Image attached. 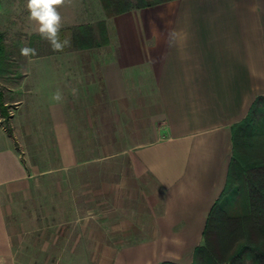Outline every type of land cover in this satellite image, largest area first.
<instances>
[{"label": "crops", "instance_id": "obj_1", "mask_svg": "<svg viewBox=\"0 0 264 264\" xmlns=\"http://www.w3.org/2000/svg\"><path fill=\"white\" fill-rule=\"evenodd\" d=\"M105 31L107 43L84 52L88 74H75L65 53L48 55L32 62H46L45 89L37 81L26 85L27 77L9 87L15 108L12 137L0 134V264H15L7 196L33 176L14 149L17 128L37 131L35 140H47L68 162L73 100L83 131L98 99L125 103L136 119L131 128L147 127V139L116 154L147 195L125 224L115 222L125 239H115L108 264H192L202 243L229 178L232 127L264 98V0H165L114 15ZM58 91L60 101L53 98Z\"/></svg>", "mask_w": 264, "mask_h": 264}, {"label": "rangeland", "instance_id": "obj_2", "mask_svg": "<svg viewBox=\"0 0 264 264\" xmlns=\"http://www.w3.org/2000/svg\"><path fill=\"white\" fill-rule=\"evenodd\" d=\"M98 1L101 15L95 9L94 0H72L59 9L61 40L71 41L78 27L89 26L95 42L101 44L105 23L111 21L114 13L119 8L141 4L140 0H110L112 4L104 9ZM114 1L119 5H114ZM26 5L27 0H0V106L3 101L7 104L0 107V114H4L3 119L0 118V134L11 137L15 106L8 99L9 87L25 77L26 85L37 81L44 89L47 86L46 62L33 61L65 53L75 74L79 70L89 71L84 68L86 59L90 58L84 53L87 49H76L71 41L63 51H53L36 33ZM24 46L35 48L37 55L21 56L20 49ZM95 102L96 105L89 107L90 113L87 112V123L91 124L83 131L81 116L77 115L79 101L73 100L76 107L68 162L59 161L61 155L66 159V154H61L56 147L54 150L48 147L47 140L37 142L35 134L41 136L37 131L24 132L17 128L14 149L26 161L33 176L22 190L7 196V223L15 264H108L111 251L118 245L115 239L125 235L124 228L122 230L115 222L125 224L126 216L145 204L144 185L136 186L128 178L126 158L116 154L132 148L141 137L147 139L144 136L147 127L131 128L136 119L125 103L109 106L105 100ZM111 112L117 113L116 121L110 116ZM252 132L247 141L241 137L229 173L230 186L220 201V210L228 216L246 212L242 161L261 158L264 154V123L258 119ZM146 179L147 183L152 182L150 177ZM135 230L138 229L134 227ZM253 256L249 254L244 264H255Z\"/></svg>", "mask_w": 264, "mask_h": 264}, {"label": "trees", "instance_id": "obj_3", "mask_svg": "<svg viewBox=\"0 0 264 264\" xmlns=\"http://www.w3.org/2000/svg\"><path fill=\"white\" fill-rule=\"evenodd\" d=\"M100 1L104 9L112 4L110 0ZM140 1L139 5L119 8L114 15L165 0H155L152 3ZM113 4L119 5L115 1ZM102 36V43L97 44L92 29L89 26H80L71 35V41L76 49H90L107 43L105 28ZM258 119L264 123L263 97H257L246 117L232 127V157L229 173L241 137L245 141L252 137V127ZM242 165L246 189V212L240 216H228L220 210V201L230 186L227 180L225 189L208 213L202 231V243L194 249L192 264H244L249 254L254 255L252 260L255 264H264V154L261 158L242 161Z\"/></svg>", "mask_w": 264, "mask_h": 264}, {"label": "clouds", "instance_id": "obj_4", "mask_svg": "<svg viewBox=\"0 0 264 264\" xmlns=\"http://www.w3.org/2000/svg\"><path fill=\"white\" fill-rule=\"evenodd\" d=\"M71 3L72 0H27L28 18L36 25V33L49 43L53 51H63L66 46L71 45L69 39L61 40L59 36L62 27L59 9ZM20 54L32 57L37 55V51L35 48L24 46L20 49ZM53 98L60 101L62 94L58 91Z\"/></svg>", "mask_w": 264, "mask_h": 264}]
</instances>
